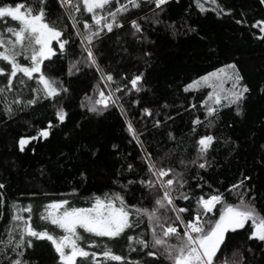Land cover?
Segmentation results:
<instances>
[{"label":"trees","instance_id":"16d2710c","mask_svg":"<svg viewBox=\"0 0 264 264\" xmlns=\"http://www.w3.org/2000/svg\"><path fill=\"white\" fill-rule=\"evenodd\" d=\"M17 2L21 0H3L11 5ZM29 2L35 4V0ZM126 2L119 0L121 4ZM141 3V8H130L118 16L122 28L114 27L112 32L104 29L93 39L90 47L99 71L87 60V42L81 43V36L76 35L77 31L85 34L84 20H88L93 30L96 28L82 4L73 1L81 10L76 12L69 5L70 14L60 0H44L43 5H36L44 8L47 21L62 29V38L69 41L63 52L54 41L56 55L42 66L47 75L62 82L68 91L56 100L40 99L32 106L15 104L18 94L27 100L34 95L31 88L38 86L35 80L24 78L27 86L14 80V89L0 94V183L5 184L0 190L4 195V203L0 204V239H6L7 229L12 227L13 203L18 208L32 205L33 227L47 228L54 234L57 228L40 220L44 206L54 200L66 199L71 206L89 207L92 197L119 192L128 204L151 207L154 197L138 183L149 177L145 152L151 154L158 166L183 173L187 183L181 191L189 193L190 198L177 199L175 203L188 209L182 214L186 220L194 215L196 199L201 195L207 198L210 194L223 193L227 202L238 203L236 192L229 189L240 181L248 189L246 198L251 197L256 210L264 214V92L261 91L264 39L259 38V29L252 27L256 21L264 20V4L259 0H217V8L211 0H201L205 8L202 12L195 0H168L162 11L144 0ZM118 6L117 0H111L104 10L97 11L107 16L109 10L114 11ZM220 8L225 11L220 12ZM70 16L79 22L76 28L72 27ZM131 19L142 25L139 39L131 34L134 31L129 23ZM156 19L160 22L156 23ZM8 24L14 26L17 22L9 18ZM232 63L250 89L242 105L243 114H236L235 105H222L209 126L201 101L210 89L201 87L185 92L184 88L193 80ZM109 73L112 81L106 79ZM141 73V90L137 92L129 82ZM6 83L5 77L0 76V88ZM117 87L121 88L120 92L115 91ZM100 91L106 95L113 92L116 104H110L101 113L89 112L81 106L87 102L86 97L99 98ZM193 104L195 108L191 107ZM61 107L67 113L63 122L56 117ZM145 108L152 114H145ZM196 117L202 123L194 126L192 121ZM127 121L132 123L139 142L128 131ZM43 129L49 131L48 137L40 135ZM205 134L216 139L206 157L197 160V141ZM21 138L28 140L23 151L19 145ZM194 160L196 163L192 164ZM205 160V168H199V163ZM130 180L135 183L127 189L121 187ZM219 209L218 204L209 214L211 220L219 215ZM147 224L145 217L127 234L143 235L150 240ZM178 230L182 232V227ZM250 230L251 225L246 224L244 229L229 232L226 247L222 246L223 253L218 255L226 254L229 261L242 255V264H264V242L249 239ZM79 232L86 241H97L99 246L93 248L82 241L89 251L100 252L107 245L127 258L116 262L98 257L102 264L137 261L142 264L144 260L149 264H170L162 257L146 256L147 250H139V245H133L138 250L131 251L126 237L117 242L91 236L83 230ZM25 239H32L34 245L18 249L26 264H60L49 241ZM11 247L0 244V264H10L16 258Z\"/></svg>","mask_w":264,"mask_h":264},{"label":"snow or ice","instance_id":"6c2138e0","mask_svg":"<svg viewBox=\"0 0 264 264\" xmlns=\"http://www.w3.org/2000/svg\"><path fill=\"white\" fill-rule=\"evenodd\" d=\"M61 5H71L72 10L79 12L80 6L72 4V0H60ZM83 10L91 14V20L96 25L93 30L88 20L83 21V29L85 34L80 31L76 32L77 36H81V43L87 42L85 51L87 52V60L92 65H99L90 47L93 39L99 35L101 31L107 29L112 32L114 27H123V22L118 21V16L129 12L130 8H141V0H127L126 3H119L115 10H109L107 16L98 14L97 10H104L106 6L111 4V0H80ZM155 6V9L163 10V6L168 0H144ZM196 6L203 12L205 11L201 0H195ZM264 4V0H259ZM44 0H35V4L29 0H21L14 5L3 3L0 0V76L5 77L7 83L0 88V94L5 91L11 92L15 85L14 80L20 85L27 86V80H35L37 87L31 88L34 94L31 98L24 100L19 94L13 103H24L32 106L40 99L56 100L62 92H67L62 82L55 77L46 74V69L42 68L46 60H50L56 55V49L53 47L55 41L58 50L63 52L68 40L63 39V30L51 24L46 19L45 10L42 6ZM211 3L217 4V0H211ZM217 8L219 5L217 4ZM153 9V11L155 10ZM225 9L220 8V12ZM230 11V10H228ZM219 14V13H218ZM158 16V13L156 14ZM17 22L16 25H9L8 19ZM74 23L73 28L77 27L78 21L72 17ZM144 19H148L145 17ZM159 23V19H156ZM239 22V21H238ZM131 28L134 30L131 34L138 39L139 34L143 32L142 25L137 19L129 21ZM252 27L258 28L264 39V20L256 21ZM148 55V53H146ZM26 62H21V61ZM78 70V69H77ZM104 78V77H102ZM107 81H112L113 76L109 73L106 75ZM143 74L135 75L131 80V88L139 92L140 82ZM244 77L240 75L234 63L227 64L224 67L207 73L187 84L184 88L185 92L190 90H198L201 87L210 88L211 91L203 101L201 107L205 109V119L208 120L209 126L212 123L211 118L218 113L220 106H236V114H243V103L246 100V94L249 93V86L242 81ZM225 83H230L231 87L224 88ZM116 92H120L121 88L117 87ZM264 92V88H261ZM86 103H82L89 112L101 113L107 109L110 104H116L117 98H114L113 92L107 95L99 92V98L93 99L86 97ZM211 102V103H209ZM195 108L196 105H191ZM11 112V108H7ZM144 113L151 115V111L145 108ZM67 113L61 107L56 112V117L60 122L66 119ZM194 126L202 123L199 117L192 121ZM128 131L133 135V139L138 137L132 127V123L127 121ZM160 121H156L158 126ZM51 126V123L50 125ZM195 131V127L193 128ZM43 137L49 136V131L43 129L40 132ZM216 137L211 134H205L197 141V160L204 159L209 148L213 145ZM28 140L21 138L19 145L21 151ZM115 148L116 146L113 145ZM95 155V153H93ZM144 160L147 166L149 177L141 179L138 183L154 197L151 207L137 206L128 204L124 195L119 192L104 193L91 198L89 207H75L69 204L66 199L54 200L44 206L43 212L40 214V220L47 221L51 225L61 230L62 234L57 235L47 228H36L32 224V205L24 208H18L13 203L11 208L14 214L11 216L12 227L7 229V238L0 239V244L9 245L11 251L16 252V258L10 260V264H26L20 257L23 253L19 252L23 246L28 248L34 247L33 240H26L25 237L35 238L36 240L49 241L58 256L60 264H102L98 257L104 260L124 262L127 258L124 255L116 254L112 248L104 246L100 252L89 251L88 248L98 247L96 240H87L82 236L78 229H82L84 233H88L94 237H107L109 240L119 242V239L126 237L127 246L131 251L138 249L133 245H139V250H147L145 255L166 259L170 264H242V255L240 259L229 261L226 254L223 253L222 246L226 247L227 234L244 229L246 224L251 225L248 234L249 239H255L264 242V214L259 213L251 197L246 198L248 189L244 188L243 181L233 184L229 191H235L238 203L233 204L227 202L223 193L210 194L205 198L201 195L196 199L197 210L190 219H185L183 213L188 209L178 207L175 203L177 199L188 200L189 193L181 191L187 181L183 178V173L174 170L171 167L164 168L158 166L156 161L152 159L151 154L145 152ZM184 164L185 161H180ZM195 164L196 161H191ZM199 168L206 166V160L199 163ZM128 169H132V165H128ZM83 175V173H82ZM245 179H248L245 177ZM119 183V181H114ZM135 181H128L127 185H121L127 189L129 185ZM199 187V185H197ZM5 188L4 183H0V190ZM240 189H244L243 192ZM159 193H162L159 194ZM4 203L3 192H0V204ZM220 205L218 217L212 220H206L209 214L217 205ZM21 212H27V217L21 215ZM172 213L174 215H169ZM147 218V228L151 233V239H145L143 235H128V230L138 226ZM134 218V219H133ZM182 227V232L178 228ZM82 241H86L88 248L82 246ZM174 241V242H173ZM151 249H156L152 251ZM236 256V253H233ZM129 264H141V262H129ZM142 264H149L144 260Z\"/></svg>","mask_w":264,"mask_h":264},{"label":"rangeland","instance_id":"374dc122","mask_svg":"<svg viewBox=\"0 0 264 264\" xmlns=\"http://www.w3.org/2000/svg\"><path fill=\"white\" fill-rule=\"evenodd\" d=\"M75 2L76 0H72V2ZM80 2V0H78V3ZM81 3V2H80ZM82 4V3H81ZM70 6H65V8H67L68 9V13L70 14L71 13V9L69 8ZM70 19H72V17L70 16ZM72 22L74 23V20L72 19ZM86 46H87V44H86ZM215 71V70H214ZM214 71H211V72H214ZM211 72H209V73H211ZM103 80L106 82V80L103 78ZM196 80V79H195ZM231 87V85H230V83H225L224 84V88L225 89H228V88H230ZM210 89V88H209ZM210 91H211V89H210ZM209 103H211V102H209ZM48 203H50V202H48ZM47 203V204H48ZM218 217V216H217ZM205 219L206 220H211V216H207V217H205ZM57 231L58 232H55V234H57V235H60V234H62V232H61V230H59L58 228H57ZM78 231H82V229H78Z\"/></svg>","mask_w":264,"mask_h":264},{"label":"built area","instance_id":"2783aa9c","mask_svg":"<svg viewBox=\"0 0 264 264\" xmlns=\"http://www.w3.org/2000/svg\"><path fill=\"white\" fill-rule=\"evenodd\" d=\"M66 7L69 6V5H65Z\"/></svg>","mask_w":264,"mask_h":264}]
</instances>
